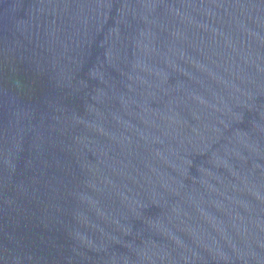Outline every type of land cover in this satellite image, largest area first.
<instances>
[{"label":"water","instance_id":"1","mask_svg":"<svg viewBox=\"0 0 264 264\" xmlns=\"http://www.w3.org/2000/svg\"><path fill=\"white\" fill-rule=\"evenodd\" d=\"M0 264H264V0H0Z\"/></svg>","mask_w":264,"mask_h":264}]
</instances>
